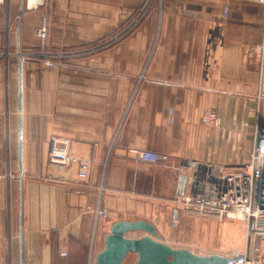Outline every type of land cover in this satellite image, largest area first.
<instances>
[{
    "label": "crops",
    "instance_id": "1",
    "mask_svg": "<svg viewBox=\"0 0 264 264\" xmlns=\"http://www.w3.org/2000/svg\"><path fill=\"white\" fill-rule=\"evenodd\" d=\"M144 1L46 0L39 8L41 1L30 7L24 0L20 14L21 0H5L0 8V264H94L118 220L150 222L173 245L164 230L179 175H187L186 191L196 187L195 173L205 180L209 164L238 172L247 162L255 130L264 127V60L260 65L252 52L264 42V4L149 0L132 36L106 48L87 45ZM41 50L45 57L34 56ZM206 109L218 125L201 122ZM53 138L67 141L74 161L50 162ZM137 150L168 160L147 163ZM79 160L89 165L86 178L77 175ZM100 209L107 217L96 216ZM179 210L182 220L191 211ZM231 226L225 239L205 227L202 239L221 243L220 254L246 250V242L232 247ZM128 256L123 263L133 264L136 255ZM259 258L264 264V253Z\"/></svg>",
    "mask_w": 264,
    "mask_h": 264
},
{
    "label": "built area",
    "instance_id": "2",
    "mask_svg": "<svg viewBox=\"0 0 264 264\" xmlns=\"http://www.w3.org/2000/svg\"><path fill=\"white\" fill-rule=\"evenodd\" d=\"M3 0H0V3ZM264 4V0H253ZM43 3L41 0L40 4ZM145 9L139 14L144 16ZM227 14V7L221 13L222 18ZM38 35L44 39L45 29L38 30ZM264 35V33H263ZM252 52L260 65L264 60V42L252 47ZM201 122L216 126L219 119L213 109H206L201 116ZM137 158L147 163L166 162L168 156L151 150L135 151ZM50 162L68 164L75 160L68 154L67 141L51 139L48 152ZM188 168L196 171L197 164L188 163ZM89 165L85 160H79L78 177L86 178ZM192 180L196 187L173 197V211L179 208L198 213L211 214L222 219H239L245 222L247 231L251 234H264V127H258L254 134L253 147L243 169L238 172H226L221 167L209 164L205 180L199 181L196 173ZM107 211H96L97 217H107ZM229 259L226 264H261L258 256L248 252L231 251L227 253Z\"/></svg>",
    "mask_w": 264,
    "mask_h": 264
},
{
    "label": "water",
    "instance_id": "3",
    "mask_svg": "<svg viewBox=\"0 0 264 264\" xmlns=\"http://www.w3.org/2000/svg\"><path fill=\"white\" fill-rule=\"evenodd\" d=\"M24 0H21L20 14L23 11ZM20 20L17 23V34H19ZM19 39V36H18ZM19 42V40H18ZM17 109L21 110V74H22V56L19 46L17 48ZM260 127V126H259ZM22 165L21 149V125L18 120V167ZM187 175L181 174L178 177L176 194L180 195L186 187ZM139 231L143 235L139 237H129L130 232ZM248 235L251 231L247 232ZM104 248L97 253L94 264H124L129 254H135L136 258L133 264H226L229 257L226 254L211 253L199 254L187 247H173L163 242L155 226L143 219L134 221L118 220L110 225L109 233L105 236Z\"/></svg>",
    "mask_w": 264,
    "mask_h": 264
},
{
    "label": "rangeland",
    "instance_id": "4",
    "mask_svg": "<svg viewBox=\"0 0 264 264\" xmlns=\"http://www.w3.org/2000/svg\"><path fill=\"white\" fill-rule=\"evenodd\" d=\"M150 1L145 0L144 3H142L141 7L137 9L124 23L117 25L114 29H112L108 34L87 43V45L92 44L94 47L93 49H101L106 48L107 46L115 45L117 43H120L124 41L129 36H132V34L139 28V26L144 22L146 13L143 17L138 19L139 14L142 10L145 9V12L149 8ZM46 5V0H43V3L38 4L37 7L42 8ZM6 2L3 0L0 3V8L5 10ZM35 9V7L33 8ZM15 19L8 20L7 21V27L9 29V25L12 28L13 31L15 27ZM41 29V28H40ZM38 34V31H37ZM39 36V35H38ZM41 41L43 40L41 36H39ZM41 51L37 52L36 55L38 57H45L46 55L44 53H41ZM30 57V56H29ZM15 61V58L12 59V62ZM228 225H232L230 230H236V237L232 238V240H235V244L232 245H240L243 248V245L245 246V242L247 249L246 250H238L235 248H232L230 250H225L224 253L227 254L231 251H239V252H248L251 255L258 256L259 254L264 253V234H250L248 235V231L246 229V224L244 221L239 219H222L219 220L215 216L211 214H204V213H198L195 211H188L186 213L185 218L182 220V213L180 210L177 211V213H174V211H170L167 221V227L165 228L164 232L170 237L173 238V247H189L196 250V252H201L202 254H211V253H217L222 252L223 245L221 243H206L202 239L203 230L205 227H211L216 229V232L220 231L221 233V239H225L226 232ZM159 235V234H158ZM212 240H216L217 237L213 235L211 237ZM255 247V252H251L252 247ZM187 247V248H188ZM200 254V253H199ZM130 257L128 256L125 259V263H128L130 261Z\"/></svg>",
    "mask_w": 264,
    "mask_h": 264
},
{
    "label": "bare ground",
    "instance_id": "5",
    "mask_svg": "<svg viewBox=\"0 0 264 264\" xmlns=\"http://www.w3.org/2000/svg\"><path fill=\"white\" fill-rule=\"evenodd\" d=\"M39 1H41V0H27V5L32 7V6L36 5Z\"/></svg>",
    "mask_w": 264,
    "mask_h": 264
}]
</instances>
